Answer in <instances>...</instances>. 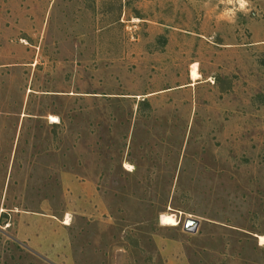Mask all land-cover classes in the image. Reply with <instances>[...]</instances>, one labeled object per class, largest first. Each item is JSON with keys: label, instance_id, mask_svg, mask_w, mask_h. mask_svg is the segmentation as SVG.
I'll use <instances>...</instances> for the list:
<instances>
[{"label": "rangeland", "instance_id": "1", "mask_svg": "<svg viewBox=\"0 0 264 264\" xmlns=\"http://www.w3.org/2000/svg\"><path fill=\"white\" fill-rule=\"evenodd\" d=\"M258 236L264 0H0V264H264Z\"/></svg>", "mask_w": 264, "mask_h": 264}, {"label": "bare ground", "instance_id": "2", "mask_svg": "<svg viewBox=\"0 0 264 264\" xmlns=\"http://www.w3.org/2000/svg\"><path fill=\"white\" fill-rule=\"evenodd\" d=\"M199 77V74H198V68H197V64H194L193 67H192V70H191V78L192 79H197ZM51 121L52 122H55L56 121V118L55 117H51ZM161 222L162 224H165V225H174L176 224V220L171 216V215H163L161 217ZM259 237V240L261 242V244L264 243V236H258Z\"/></svg>", "mask_w": 264, "mask_h": 264}, {"label": "water", "instance_id": "3", "mask_svg": "<svg viewBox=\"0 0 264 264\" xmlns=\"http://www.w3.org/2000/svg\"><path fill=\"white\" fill-rule=\"evenodd\" d=\"M198 226V221L194 220V219H187L185 221V230L189 231V232H195Z\"/></svg>", "mask_w": 264, "mask_h": 264}, {"label": "clouds", "instance_id": "4", "mask_svg": "<svg viewBox=\"0 0 264 264\" xmlns=\"http://www.w3.org/2000/svg\"><path fill=\"white\" fill-rule=\"evenodd\" d=\"M246 8V0H238V10L244 11ZM234 16V12L232 13Z\"/></svg>", "mask_w": 264, "mask_h": 264}]
</instances>
